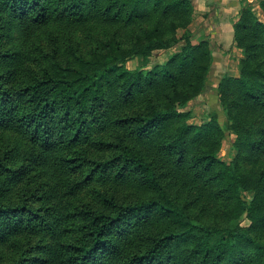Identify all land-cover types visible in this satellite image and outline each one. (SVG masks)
I'll use <instances>...</instances> for the list:
<instances>
[{"label": "trees", "instance_id": "16d2710c", "mask_svg": "<svg viewBox=\"0 0 264 264\" xmlns=\"http://www.w3.org/2000/svg\"><path fill=\"white\" fill-rule=\"evenodd\" d=\"M259 8L233 24L223 123L196 124L213 52L191 0H0V264H264Z\"/></svg>", "mask_w": 264, "mask_h": 264}, {"label": "crops", "instance_id": "0c3cea01", "mask_svg": "<svg viewBox=\"0 0 264 264\" xmlns=\"http://www.w3.org/2000/svg\"><path fill=\"white\" fill-rule=\"evenodd\" d=\"M191 1L194 7L193 20L189 25L193 35L192 38L195 37L198 40L206 36L209 38L212 47L213 63L209 74L219 72L218 76H215L217 82L226 73L237 75L238 61L243 56V53L242 49L234 44L233 24L239 17L243 2H248L252 6L254 13L260 15V0ZM171 49L172 47L166 49V51ZM232 69L233 71H231Z\"/></svg>", "mask_w": 264, "mask_h": 264}, {"label": "rangeland", "instance_id": "374dc122", "mask_svg": "<svg viewBox=\"0 0 264 264\" xmlns=\"http://www.w3.org/2000/svg\"><path fill=\"white\" fill-rule=\"evenodd\" d=\"M260 19H262V16L258 15ZM193 20V19H192ZM192 22V21H191ZM191 24V23H190ZM193 35L191 33V40L192 42H197L196 38H192ZM198 38V37H197ZM205 38L209 39L205 36ZM210 41V40H209ZM211 44V43H210ZM178 50V46L174 45L170 51L161 50L155 52L151 58V62H164L168 59V56H171L173 53H175ZM170 52V53H169ZM126 67L130 69L138 68L142 65L141 59L139 57H134L126 62ZM233 68V67H231ZM216 70V69H215ZM214 70V71H215ZM233 71V69L231 70ZM218 73H211L208 74L207 81L205 88L203 89L202 93H200L197 97L192 99L187 106V109H190L193 113V117L189 120L190 123H196L199 124L203 122L210 113H215L217 115V118L220 123H223L224 121V112L222 110V107L219 103L218 93H217V78L215 76H218ZM234 76V75H232ZM235 138V135L229 131L225 132V138L222 142L221 149L218 153V156L228 162L232 155L234 150L231 147V144ZM245 196L250 199L252 196L251 192H246ZM249 222L246 218H243L241 221V224L247 225Z\"/></svg>", "mask_w": 264, "mask_h": 264}]
</instances>
